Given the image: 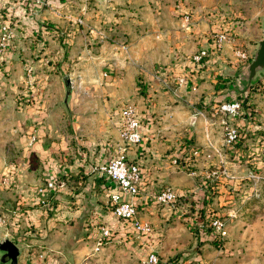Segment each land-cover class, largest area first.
<instances>
[{"label":"rangeland","instance_id":"374dc122","mask_svg":"<svg viewBox=\"0 0 264 264\" xmlns=\"http://www.w3.org/2000/svg\"><path fill=\"white\" fill-rule=\"evenodd\" d=\"M44 8L55 21L33 11L28 19L10 17L0 61V242L17 248L16 264L40 257L46 264H143L149 250L159 264H264V167L244 152L236 163L230 153L228 177L218 181L225 191L206 198L208 167L197 163L200 152L190 155L200 148L190 117L211 105H188L158 79L175 73L189 81L201 70H193L190 56L214 33H225V70L212 69L203 90L212 100H241L242 111L260 112L264 123V75L244 88L240 72L249 62L233 56L234 49L251 55L260 40L264 0H73L67 9ZM65 76L72 82L66 103ZM124 104L135 106L143 124L150 117L155 130L164 127L165 135L155 131L159 136L146 141L153 150L148 159L171 179L156 183L151 195L170 187L176 199L138 209L151 227L145 251L130 234L115 236L117 225L114 241L93 252L96 227L109 228L111 215L95 168L119 144L115 123ZM50 176L63 185L41 196ZM212 218L223 222V236L210 227Z\"/></svg>","mask_w":264,"mask_h":264},{"label":"built area","instance_id":"2783aa9c","mask_svg":"<svg viewBox=\"0 0 264 264\" xmlns=\"http://www.w3.org/2000/svg\"><path fill=\"white\" fill-rule=\"evenodd\" d=\"M9 6H26L31 9L34 6L45 5L43 0H5ZM81 23L80 19L75 20ZM9 22L0 25V61L5 55V48L9 39L8 32ZM206 48L198 50L190 56V63L193 70L206 62L210 56L218 55L223 50L224 45L230 42V38L225 33H214L210 36ZM233 56L240 63H248L250 55L243 50L234 49ZM32 67L26 69L25 83L30 85L33 76L31 74ZM33 73V72H32ZM173 82L177 87L185 86L187 83V75L176 74L172 76ZM173 91V90H172ZM241 100L221 101L215 105L213 111L219 118V124L222 128V144L223 147L231 152H235V146L240 139L241 128L236 119L242 110ZM197 115V114H196ZM118 120L115 123L118 130L119 144L116 145V151L102 164L95 168L98 178H100V189L106 192L110 213L114 219L122 224H126L128 228L135 233L148 236L151 233V227L147 222L140 221L137 217L136 207L133 199L138 195L139 186L142 180V169L138 161H130L126 155V149L134 148L139 145L142 135L140 128L142 118L133 104H124L118 112ZM35 141V135L29 138V143ZM199 154L198 149L191 151V156L196 157ZM175 163V161H173ZM221 165V164H220ZM228 174L223 165L210 170L205 178L217 179L227 178ZM254 183L259 179L255 174H249ZM63 185L61 181H57L52 176L45 178L44 184L38 189L41 196H48ZM176 199L175 192L170 187L161 188L151 197L152 205L167 206L172 204ZM210 227L219 235H224V224L219 218H212ZM114 241L113 234L106 226H98L96 240L93 244V252H98L109 242ZM143 264H159L157 253L153 250L146 252ZM33 264H46L41 257Z\"/></svg>","mask_w":264,"mask_h":264},{"label":"crops","instance_id":"0c3cea01","mask_svg":"<svg viewBox=\"0 0 264 264\" xmlns=\"http://www.w3.org/2000/svg\"><path fill=\"white\" fill-rule=\"evenodd\" d=\"M43 1L45 5L34 6L31 9H29L26 6H14L15 10L14 12H12L11 8L14 7L9 6L5 0H0V11L3 10L2 15L0 17L1 18L3 17V19H5V21L3 20L0 21V25L9 22L11 16L16 17L17 21H19L18 18L23 19L24 15H26L27 16L26 18L28 19L31 11L36 13V16H41L43 19H46L45 17L48 16L50 19H52V21H55L54 16L51 13H49L48 8L45 9L44 7L49 6V9L52 8L59 9L61 7H64L65 9H67L68 7H70V3L73 0H43ZM115 1L116 0H113V2ZM223 63H225V59L223 58L222 54L210 56L206 62L201 64L200 72L199 73L196 72L194 75H191V79L187 81L186 85L178 88L173 82V79L171 77V75L175 76L176 75L175 73H171L169 76H163V77H161L163 75L162 73L158 74V79L166 91H169L171 86L174 92V93L171 92V94L174 97L178 99H184V98L187 99L188 105L191 104H202L205 106L206 105L209 106V104L211 105L208 110L204 111L205 110L204 109L203 111L201 110L197 111L190 117V119L191 118L193 119V127L190 130V132L194 134L197 133V135L198 134L200 135V137L197 138L198 141L197 145L200 147L199 152L201 153V156L199 157L198 160L196 159L197 163L198 164L201 163L203 167H208V170L204 172V181H203V185L208 186L206 190V194H207L206 198L208 197L211 198L214 192L220 194L221 192L223 193V191H225L224 188L218 184L220 178L211 180V179H206L205 176L210 170H214L215 168L221 165H223V167L225 168V163H226L225 160L227 156L230 155V153H232V157L236 163L238 162V158L240 157V155H242V152H244L245 154H248L247 157H250L251 161L255 160L259 162V163H255L256 165H261V167H264V123L260 122L259 118L261 116V113L258 111L256 114H254L253 110L249 108H247L244 112L241 110L240 115H244V116L242 120L239 121V123L237 122L239 127L241 128V134H240L241 136L238 143L236 144V145L240 144V147L238 148L237 146L238 149L236 148L235 152L229 151V153L227 152L228 150H226L223 147L222 128L219 124L218 116L213 111L215 105L221 102L222 100H217V99L212 100L210 93L207 91L205 92L203 90L205 88H207L208 90L210 86V83L208 82V78H207L208 73H210L212 69H215L216 66L220 68L221 71H224L225 66ZM191 71L193 70H190V73L188 74H191ZM204 74H207L204 76L206 80L205 81L198 80L201 79ZM195 79L197 80L195 81ZM71 87H72V82H71ZM231 96L232 95L228 93L223 97V99ZM148 118L149 119H147V121L144 124L142 123L141 125L140 132L142 135V139L139 145L134 148L126 149V155L128 159L130 161H135V160L138 161L142 169V180L139 186V192L138 195L133 199V203L135 204L136 207L137 217L139 218L140 221L143 222H147V221L139 217L138 209L139 210L145 209L142 205H146L147 202L151 201V197L153 196L151 195L152 188L154 185H156V183H159L160 181H168L171 179L170 175L167 172L161 173L160 170L162 167H160V164L158 162L155 163V161L153 160L150 161L148 159L149 158L148 153L151 152L152 154L153 150L152 147L147 146L148 144L146 143V141L148 140V138L150 139L153 138V136H159L158 134H155V131H158V133H162L161 131L164 129V127H162L158 129L156 128L155 130V128H153V124L152 121L150 120V117ZM115 151H116V145L113 147L112 152L115 153ZM173 161H175V159L172 160L171 163ZM198 164L196 165L194 164V165L199 167ZM238 173L241 174L242 171H238ZM195 175H196L195 172H191L188 174V177H194ZM223 179L225 178H222L221 180ZM41 202H42V206L44 207L48 205V202L46 201H44L45 203L43 201ZM105 218L109 224V229L112 232V234L113 232H115V230L112 229L118 225L116 230L118 232L117 235L115 236L119 237L130 234L128 235V238L133 239V243H137V245L140 246V248L142 249L144 248L143 251L146 250V248L148 247L147 244L149 245L151 242V238H147L146 235H140L135 233L132 229L128 228L126 224H122L121 222H118L116 219L112 218V216L109 213L106 214ZM97 228L98 226L96 227V235H97Z\"/></svg>","mask_w":264,"mask_h":264},{"label":"water","instance_id":"95a60500","mask_svg":"<svg viewBox=\"0 0 264 264\" xmlns=\"http://www.w3.org/2000/svg\"><path fill=\"white\" fill-rule=\"evenodd\" d=\"M261 28V38L254 45L249 63L240 72L241 79L245 85L244 88L250 86L264 75V18L261 23ZM62 83L65 90L64 103H66V98L71 87L67 76L63 77ZM18 253L17 248L10 241L3 240L0 242V264H16Z\"/></svg>","mask_w":264,"mask_h":264}]
</instances>
